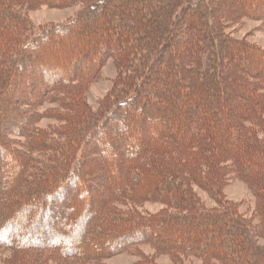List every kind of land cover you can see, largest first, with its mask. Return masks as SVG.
Returning <instances> with one entry per match:
<instances>
[{
	"label": "trees",
	"instance_id": "obj_1",
	"mask_svg": "<svg viewBox=\"0 0 264 264\" xmlns=\"http://www.w3.org/2000/svg\"><path fill=\"white\" fill-rule=\"evenodd\" d=\"M43 5L79 10L34 26ZM248 17L264 24V0H0L2 264H104L145 243L134 264H264V48L228 31ZM147 201L164 207L142 215Z\"/></svg>",
	"mask_w": 264,
	"mask_h": 264
},
{
	"label": "rangeland",
	"instance_id": "obj_2",
	"mask_svg": "<svg viewBox=\"0 0 264 264\" xmlns=\"http://www.w3.org/2000/svg\"><path fill=\"white\" fill-rule=\"evenodd\" d=\"M249 6H251V4H248V7ZM78 10H79L78 5L70 6L66 8H53L47 5H43L37 9L33 8L31 10H28L27 13L30 16L33 25L39 26L40 24H44V23L65 22L66 20L73 18L78 12ZM231 29L232 30L228 29V31H230L232 35H234L236 38H245L251 43H254L259 47L264 48V24L260 20L252 19L249 17L243 18L242 20H240L239 24L235 25ZM82 38L83 37H80V40H83ZM70 41L71 42H69L68 43L69 45L67 46H70L71 44L74 43V39ZM53 47L54 48L52 49V51L54 53L57 54L60 52L61 49H59V47L58 48L55 46ZM241 60H243V58H240L239 61ZM117 73L118 72L116 70L113 59L109 58L108 61L105 63V65L102 67L99 78L95 80V82H93L88 89L87 100L94 109H97L100 99L106 96L111 91L113 85L115 84L114 80L117 76ZM53 106H55L54 102L53 103L48 102L44 104V106L40 110L45 111L46 109H49ZM55 123H57V121L54 120L53 118L43 117L38 121L37 125L38 127L45 128L50 125H55ZM150 132L152 133V131L150 130L149 132H145L143 135H139V136L140 137L149 136ZM102 148L104 150H107L105 146H103ZM108 153L111 160H114L119 156L115 154L114 151H109ZM109 178L110 177L106 176L103 180L110 181L111 179ZM197 191L201 194L206 204H208L209 206L213 204V201L211 200L207 192L199 188H197ZM223 193L228 200H232L234 202H243L241 208L247 214H250L253 211L255 207V199L248 185L245 182L241 180L231 179L228 182V184L224 186ZM118 207L122 208L124 206L118 205ZM163 207L164 204L161 202L147 201L141 203V207L138 208L137 210L142 215H145V213L154 214L159 212ZM96 208H98V205H96ZM126 208L127 206H125L123 210H127ZM260 242L264 244V241H260ZM153 253H154L153 247L145 243L137 247V252L124 251L119 254H115L113 256L105 258L103 262L104 264H134L137 261H139L140 256L142 254L151 255ZM8 255L9 252L6 251L0 253V264H2V261L5 260ZM184 261L185 263L188 262L189 263L193 262L194 264L200 263V260L192 257H185ZM155 262L158 264H169L171 263V260L167 255H160L155 257Z\"/></svg>",
	"mask_w": 264,
	"mask_h": 264
}]
</instances>
